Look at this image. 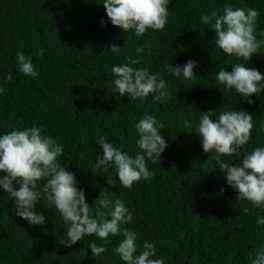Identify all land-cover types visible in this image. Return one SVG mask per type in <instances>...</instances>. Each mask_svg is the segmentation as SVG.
I'll return each mask as SVG.
<instances>
[{
    "label": "trees",
    "instance_id": "obj_1",
    "mask_svg": "<svg viewBox=\"0 0 264 264\" xmlns=\"http://www.w3.org/2000/svg\"><path fill=\"white\" fill-rule=\"evenodd\" d=\"M225 4L257 9L255 35L264 39V0H170L164 29H148L139 37L134 30L124 33L113 26L103 3L95 0H0V135L36 126L56 139L64 149L58 162L75 174L93 208L111 180L113 198L132 211L125 227L137 234V254L144 242L154 243L153 258H163L164 264H250L249 256L264 248V224L256 222L264 218V208L236 200L215 151L205 153L201 137L184 124L197 125L201 112L209 110H214L212 119L221 111L244 110L252 114L251 139L240 156L221 160L239 165L245 152L264 147V90L248 104L216 80L219 68L231 71L236 63L264 74V47L248 62L228 56L215 45L214 31L201 22L202 14H222ZM111 44L122 46L118 55L108 48ZM141 45L142 61L132 67L160 74L171 93L166 102L154 101L152 95L141 101L115 93L112 66L136 58ZM40 49L43 56L37 55ZM17 51L31 59L37 77L18 71ZM189 59L197 62L194 79L165 71L166 65L183 66ZM145 114L163 122L160 132L167 147L158 163L147 161L155 175L127 189L111 169L95 168L102 155L96 141L105 136L113 147L135 155L140 150L134 125ZM44 183L38 182V191ZM14 199L0 187V264H124L113 251L122 236H110L107 244L85 236L65 247L59 241L66 238L67 226L54 206L42 198L35 211L43 213L45 223L31 225L16 215ZM89 242L103 244L107 251L93 258Z\"/></svg>",
    "mask_w": 264,
    "mask_h": 264
},
{
    "label": "clouds",
    "instance_id": "obj_2",
    "mask_svg": "<svg viewBox=\"0 0 264 264\" xmlns=\"http://www.w3.org/2000/svg\"><path fill=\"white\" fill-rule=\"evenodd\" d=\"M103 3L106 15L113 26L119 27L124 33L134 30L137 37L148 29L163 30L168 22L170 0H95ZM260 13L255 8H233L230 4L223 6V13L213 10L210 14H202L200 19L215 33V45L228 56L243 58L248 62L253 54L259 53L264 47V39H257L255 29ZM264 37V32L261 33ZM150 45V42H145ZM122 46L111 44L108 48L119 54ZM149 53L151 48L149 46ZM136 58L128 57L123 65H114L111 72L114 75L115 93L131 100L141 101L152 95L154 101L166 102L171 97L167 82L160 74L151 73L148 68H135L142 61L145 45L135 49ZM38 56L44 55L40 49ZM16 63L18 71L25 76L35 78L38 72L25 53L17 51ZM247 64V63H246ZM197 62L189 59L183 66L166 65L165 71L185 80L194 79V68ZM11 75L7 79L11 80ZM219 85L226 89H234L235 94L246 100L248 104L254 101L253 94L259 96L264 90V74L245 64L232 65L231 71L219 68L216 73ZM4 89L0 88V93ZM214 110L201 112L197 125L185 121V128L193 129L201 137L202 149L205 153H216L215 160L224 173L227 184L236 191V200H247L256 207L264 208V147H255L245 152L239 165L229 164L221 160L222 156H240L241 147L251 139L253 128L252 114L244 110L221 111L212 119ZM138 134L135 144L138 151L135 155L122 151L121 146L113 147L105 136H100L96 143L102 149V155L97 157L95 168L104 173L111 169L118 177L120 184L131 189L133 184L141 179L150 180L155 173L147 167V161L152 164L159 162L161 153L167 143L160 132L164 128L162 121L155 116L145 114L134 125ZM64 155V149L51 136L42 135V129L36 126L24 129L14 128L0 135V187L14 199L13 207L16 215L28 221L31 225H44L45 216L35 211L37 203L43 198L49 206L62 218L66 227V238L59 241L69 247L85 236H95L104 244L109 243L110 236L123 238L113 251L124 264H164L163 258H153L156 255V245L144 242L142 251L137 254V234L125 227L133 219L132 211L109 190L113 187L107 179L109 187L102 188L99 196L90 205L86 202L84 191L77 187L75 174L65 170L58 162ZM93 174L99 172L92 171ZM39 181H45L42 192L37 190ZM14 185H19L15 187ZM223 191V189H221ZM246 211V210H245ZM257 224H264V218H257ZM93 258L105 253L103 244L89 242ZM250 264H264V248L255 255L249 256Z\"/></svg>",
    "mask_w": 264,
    "mask_h": 264
}]
</instances>
